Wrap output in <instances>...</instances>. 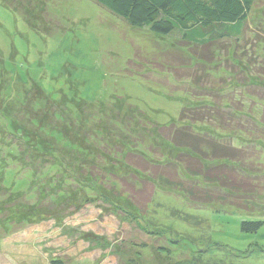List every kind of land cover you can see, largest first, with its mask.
<instances>
[{
	"label": "rangeland",
	"instance_id": "1",
	"mask_svg": "<svg viewBox=\"0 0 264 264\" xmlns=\"http://www.w3.org/2000/svg\"><path fill=\"white\" fill-rule=\"evenodd\" d=\"M178 45H188L181 34L166 38L132 26L94 0H0V184L13 196L28 197L15 207L0 208V226L30 218L6 233L17 248H25L15 260L35 242L50 259L58 256L67 264H167L192 257L211 243L206 260L226 253L228 263L264 264V225L251 233L240 227L245 219L264 221V0H255L238 38H218L195 48L211 52L208 64ZM180 53L186 63L179 57L171 63V54ZM194 75L197 84L190 80ZM227 99L230 103L223 106ZM198 102L231 112L224 121L188 124L243 149L253 163L245 172L259 179V206L190 208L183 193L158 189L148 211L137 209L130 217L118 207L130 200L119 199L122 191L113 182L121 174L119 161L138 147L162 163L174 160L180 151L153 138L151 130L154 123L177 120L183 106ZM34 143L43 149L41 156L35 153L39 161L61 154L71 165L78 164L73 168L77 173L92 172L94 180L100 178L102 194L84 197L77 185L58 184L62 176L55 172L32 187L30 166H42L39 161L31 165L23 153ZM59 186L67 192L54 198ZM175 209L201 222L184 221L172 214ZM141 222L160 226L153 230L161 234L162 244L174 243L170 254L156 251L154 236ZM178 236L177 245L170 238ZM143 240L151 246L136 255L132 243ZM217 244L233 252L217 249Z\"/></svg>",
	"mask_w": 264,
	"mask_h": 264
},
{
	"label": "trees",
	"instance_id": "2",
	"mask_svg": "<svg viewBox=\"0 0 264 264\" xmlns=\"http://www.w3.org/2000/svg\"><path fill=\"white\" fill-rule=\"evenodd\" d=\"M94 1L132 26L140 28L147 27L153 33L162 34L166 38L172 36L175 32L181 34L189 46H178L180 48H187L189 55L192 54L204 60L203 64H208L212 61L211 52L208 51L204 54L198 52L195 48L197 46H206V44L218 38L233 36L238 38L242 28L250 17L255 3V0ZM7 5L13 6L12 4ZM168 55L170 54L168 53ZM180 56H182L183 60ZM178 57L180 58L181 64L186 63V58L181 53L171 54L170 62L172 63L174 60H178ZM195 77V75L194 77L190 76L193 84H197ZM227 103H230L228 99L222 105L225 106ZM223 106L213 104L212 102H207L206 104H200L198 102L195 105L183 106L177 120H173L167 124L154 123L155 129L151 130L153 138L161 139L162 142L165 141V143L173 146V148L178 149L180 152L174 160L164 163H162L164 161L163 159L160 160L159 157H154L151 151L147 150L152 155V157H149L146 151L139 147L135 151L128 152L126 157L122 161H119L118 166L120 167L119 172L121 174H118L113 182L114 186L122 191V196L118 195L119 199L123 200L125 197L128 198L130 205L123 206L121 204L118 207L124 212L127 211L130 217H132L133 212L137 209L141 210L140 214L147 212L158 189L166 190V193H170V189L175 190L173 193H177L178 191L183 193L186 197V206L190 208L204 209L210 207L216 211H224L221 210L220 206H235L239 209L255 207V205L259 206L260 198L256 197L259 194V179H254L255 177L251 172H245L246 169L253 168V163H248L250 161L248 160L249 157H245L242 154L243 149L231 142H225L211 133H203L197 129L195 130L191 124H188V122L198 123L207 120L224 121L226 114L231 112L229 110L226 112L225 110L227 109ZM262 122H264V119L261 120ZM30 145L28 148L31 151L25 150L23 154H25V159L27 156L29 157L31 165L33 162L37 165L39 158L35 153L41 156L44 154L43 149L38 147L37 143ZM165 149L166 151L168 150L166 147ZM183 150L189 152H184ZM46 152H49L50 155L52 153L50 150ZM165 155L167 153H164ZM51 157L49 160H46L47 158H44V160L40 159L41 163L42 161H46L45 168H43L40 161L39 165L42 166L40 170L30 166L33 169L34 175L32 187H40L43 181L46 183L44 179L48 180L49 177L55 176V172L57 176H62L59 179L60 182L56 181L58 184H61L65 188L69 184L77 185L75 187L76 190L80 194H84V197L86 196L92 199L94 198L92 196L93 194H96V196L99 193L100 195L102 194V190L99 189V182H97L100 178L94 180L92 172H84L82 173L84 175H81L73 169L78 164L71 165L61 154H58V157L52 155ZM244 164L245 168L243 166ZM83 177H86V179ZM103 178L101 180H105L107 177ZM107 180L110 181L111 178ZM52 182L50 181L49 184ZM58 184L55 183L51 186L54 189ZM149 185L151 188L150 191L147 189ZM3 190L5 193H3ZM146 191L147 193H145ZM34 192L36 193V190ZM63 192L65 196L67 191L59 186L56 191L52 192V196L54 198L61 197ZM22 197L24 200L28 198L26 193L23 195L19 193L13 196L0 184V204H2L0 208L7 209L10 204L12 207L13 205L15 207L21 203L20 199ZM36 204L33 202L34 207L38 206ZM138 214L135 217L140 219ZM172 214L187 222H192L193 220L196 222L198 220L191 214L181 210L175 209L172 211ZM0 218L2 217L0 216ZM29 219L27 216H22L19 221H12L10 219L11 221L5 222L3 228L0 226V239L1 237L7 236L6 233L23 227ZM22 223L24 224L22 225ZM141 225L149 231V234L154 236L153 239L156 244L152 246L155 247L156 251L171 253V246L174 243L170 246L162 244L160 242L161 238H158L159 236L162 237L161 234L153 230L155 229L154 227L160 226L151 223L148 227L144 226L142 222ZM263 225V220L245 219L242 220L240 227L242 232L251 233L257 232ZM162 229L168 228L162 227ZM167 231L173 234L172 230L168 229ZM178 238L179 236L170 239L174 242L176 240L180 241ZM177 241L176 244L178 245ZM193 241L195 242V240ZM132 246L137 249L136 255H140L142 247H150L151 245L143 240L141 242H133ZM211 246L212 244L209 243L207 246L209 248H199L197 252L194 251L192 257L186 256L175 262L168 261L167 264H234L233 261H230V263L226 261V253L224 254L225 257L223 256L224 259L206 260V251ZM216 248L233 252L232 249H228L221 244H217ZM252 251L248 250V253ZM133 259V255H131L129 260L133 261ZM51 264H67V261L64 258L55 256L51 259Z\"/></svg>",
	"mask_w": 264,
	"mask_h": 264
},
{
	"label": "crops",
	"instance_id": "3",
	"mask_svg": "<svg viewBox=\"0 0 264 264\" xmlns=\"http://www.w3.org/2000/svg\"><path fill=\"white\" fill-rule=\"evenodd\" d=\"M10 239L11 238L9 236H5L2 241L0 240V264H51V259L48 256L49 252L46 251L47 249L37 245L35 242H32L33 244L29 242L30 246L26 248L27 255L20 257L22 259L18 260V255L21 250L25 248H17V246ZM8 240L10 241L8 242ZM5 258H10L11 260L7 261ZM15 258L18 259L15 260Z\"/></svg>",
	"mask_w": 264,
	"mask_h": 264
}]
</instances>
